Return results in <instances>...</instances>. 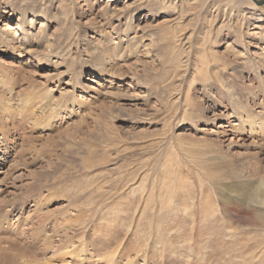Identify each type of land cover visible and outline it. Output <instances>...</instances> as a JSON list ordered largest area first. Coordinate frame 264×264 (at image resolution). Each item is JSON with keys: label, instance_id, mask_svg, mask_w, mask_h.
Segmentation results:
<instances>
[{"label": "rangeland", "instance_id": "rangeland-1", "mask_svg": "<svg viewBox=\"0 0 264 264\" xmlns=\"http://www.w3.org/2000/svg\"><path fill=\"white\" fill-rule=\"evenodd\" d=\"M2 43L0 264H264V5L0 0Z\"/></svg>", "mask_w": 264, "mask_h": 264}, {"label": "bare ground", "instance_id": "bare-ground-1", "mask_svg": "<svg viewBox=\"0 0 264 264\" xmlns=\"http://www.w3.org/2000/svg\"><path fill=\"white\" fill-rule=\"evenodd\" d=\"M253 1V0H252ZM254 3V2H253ZM255 4V3H254ZM256 5V4H255ZM258 7V6H257ZM31 24L33 23L32 21L30 22ZM15 31L14 29H11V31ZM18 31H22V32H25V35H24V37H30V33L31 32H29V30L28 29H24V30H19V27H18ZM18 37V33H14V34H12L11 35V38H9V39H13V40H16V38ZM45 36H42L41 38H44ZM5 42V41H4ZM0 46H6V43H2V44H0ZM8 52H10L9 53V55L10 54H12L13 52H14V50H10V51H8ZM250 126V128L253 130V129H255V128H261V126H264V123L263 122H259V121H254V123L253 124H250L249 125ZM263 202H262V205L264 206V199L262 200ZM189 249V248H188Z\"/></svg>", "mask_w": 264, "mask_h": 264}, {"label": "water", "instance_id": "water-1", "mask_svg": "<svg viewBox=\"0 0 264 264\" xmlns=\"http://www.w3.org/2000/svg\"><path fill=\"white\" fill-rule=\"evenodd\" d=\"M256 6L261 7L264 5V0H253Z\"/></svg>", "mask_w": 264, "mask_h": 264}]
</instances>
